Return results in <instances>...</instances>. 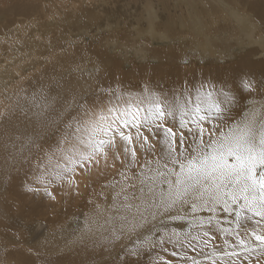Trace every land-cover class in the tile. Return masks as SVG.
Listing matches in <instances>:
<instances>
[{
	"label": "bare ground",
	"instance_id": "6f19581e",
	"mask_svg": "<svg viewBox=\"0 0 264 264\" xmlns=\"http://www.w3.org/2000/svg\"><path fill=\"white\" fill-rule=\"evenodd\" d=\"M260 35H264V0H0V264H121L124 259L136 261V257H125L129 248L140 250L138 264H165L168 259L163 255L169 256L171 264H185V253L199 264L213 260L216 264L229 260L264 264L259 247L245 252L237 240V232L248 239L244 229L251 232L260 219L250 212L244 214L253 217L246 220L250 225L242 222L238 230L212 225V236L220 242L216 248L201 243L203 236L194 228L180 244H157L155 249L145 244L141 249L138 232H129L128 225L139 218L137 205L145 206L141 189L147 192V185L136 178L142 161L129 170L119 160L113 166L111 158L106 162L101 156L98 164H81L72 180L65 177L70 181L67 185H56L57 163L63 175L73 173L69 167L64 171L67 165L57 161L82 160L79 152L88 150V122L101 115L112 119L124 109L135 108L131 101L137 102L141 93L175 106L197 90H215L219 78V88L227 83L245 97L232 110L229 122L241 120L256 98L235 82L247 72L261 87L264 55L256 50L264 48ZM186 60L187 66L182 64ZM210 73L206 77L212 78L208 80L211 88L197 76ZM68 105L70 114L65 113ZM140 107V115L145 111L151 120L149 105ZM71 117L79 123L66 128ZM128 119L129 128L124 130L135 134L131 116ZM41 122L47 126L42 128ZM167 124L177 134L187 132L180 127L178 109L174 120L168 116ZM80 125L84 127L77 132ZM141 132L148 142L140 152L150 159L159 156L165 150L163 131L141 128ZM66 133L78 152L64 142ZM29 135L34 137L32 144L27 143ZM133 144L139 147L135 138ZM149 144L155 152L148 151ZM43 149L52 154L51 159L48 155L40 161L35 151ZM42 174L44 184L37 182ZM107 181L115 183L121 195L112 193L105 186ZM129 192L137 195L130 208L123 203V194ZM185 222L176 220L168 229L161 226L159 232L164 228L161 236L173 228L180 232ZM157 233L150 235L154 242ZM224 252L239 255L223 256Z\"/></svg>",
	"mask_w": 264,
	"mask_h": 264
},
{
	"label": "snow or ice",
	"instance_id": "6c2138e0",
	"mask_svg": "<svg viewBox=\"0 0 264 264\" xmlns=\"http://www.w3.org/2000/svg\"><path fill=\"white\" fill-rule=\"evenodd\" d=\"M260 84L261 88H264V81ZM241 85L249 96L256 91V81L251 77L242 79ZM213 88L215 89V86ZM148 91L147 88L144 90V92ZM238 92L239 89L233 90L225 83L223 87L213 91L201 93L197 90L194 102L190 96H186L185 103L179 104L178 110L180 127H187V132L179 134L163 123L168 116L175 119L177 107L167 101L162 103L159 96L144 95V93L135 98L136 106L131 112L124 109L122 114L112 119L101 115L99 120L88 122L90 125L89 139L86 142L88 151L79 152L81 158L96 164L99 163L98 157L102 156L106 162L111 158L114 162L113 166L115 161L119 160L120 164L129 170L136 169L141 164L137 159L134 138L139 141L140 148H144L148 142V136L141 132V128H146L150 133L153 131L164 133L161 142L165 150L154 159H143V168L136 176L141 184H147V192L141 189L144 193L141 205L145 206L137 205L139 218H134L136 222L128 225V231L138 232L137 240L141 249L145 244L149 249H155L157 244L163 246L166 241L180 244L182 240H187V235L182 236L173 228L153 242L150 235L159 231L157 224L153 222L159 221L160 224H164L166 220H185L189 212L196 213L199 209L215 212L221 207L223 211L231 212L235 210L232 205H236L237 221L242 217L245 219L259 217L260 219L255 221L256 226L264 221V100L253 99L243 118L230 123L229 121L233 119L232 110L240 105L242 99H245L243 95H237ZM144 103L149 105L147 111L151 114V120L148 116L140 115L143 111L140 105ZM189 104L192 105L191 108ZM71 107L68 105L65 113L70 114ZM129 116L135 134L131 130L127 132L124 130L129 128ZM74 123L79 121L71 117L65 127L72 128ZM189 123L195 125V130L188 126ZM40 126L43 128L47 125L41 122ZM83 127L84 125H80L76 131H81ZM69 136L70 133L64 135V142L69 144L74 152H78L77 145L70 143ZM189 136H191L190 140ZM26 140L29 144L34 143V137L31 135ZM58 150L63 151V149ZM148 151L155 152V146L149 144ZM51 155L49 154V159ZM56 178L63 179L59 175ZM37 182L46 183L44 174L37 178ZM29 191L39 192L40 189L29 188ZM44 191L51 195L47 187ZM245 212L252 213L253 217H246ZM204 224L209 226L204 231V236L207 237L212 231V217L206 221L199 220V225L190 224L189 229ZM237 227H240L239 223ZM244 231L247 233L249 229L245 228ZM145 233L149 235L140 240ZM236 236L245 252H252L259 247L261 254H264V227H260L259 230L253 227L248 239L241 237L239 232ZM253 238L259 242L258 245L252 243ZM116 239L119 237L117 236ZM147 254L146 251L145 255ZM173 255L176 253L173 252ZM184 255L185 264L189 261L191 264H199L194 256L188 257L186 253ZM222 255L232 257L238 256L239 253L224 252ZM129 256L136 257V261L124 259L121 260V264H138L140 250L127 249L125 257ZM165 264L171 262L166 261ZM212 264H216V261L213 260ZM225 264H234V262L229 260Z\"/></svg>",
	"mask_w": 264,
	"mask_h": 264
},
{
	"label": "rangeland",
	"instance_id": "374dc122",
	"mask_svg": "<svg viewBox=\"0 0 264 264\" xmlns=\"http://www.w3.org/2000/svg\"><path fill=\"white\" fill-rule=\"evenodd\" d=\"M134 10V9H133ZM163 15V14H162ZM242 19V18H241ZM132 22H133V20H132ZM143 23H146V20L144 19V21H143ZM198 25V24H197ZM242 38H243V40L242 41H244L245 39L244 38H246L245 37V35H242L241 36ZM260 38L261 39H263L264 38V35H260ZM246 41V40H245ZM164 42V41H163ZM163 42L162 43H159V42H155V45L156 46H162V44H163ZM157 43V44H156ZM164 43H166V42H164ZM256 50H257V54H262V55H264V48L263 47H259V46H257L256 47ZM129 53H131V54H133L134 53V51H129ZM191 53V52H190ZM189 56V55H188ZM208 58H205V60H207ZM187 60H189V58L187 57ZM184 61L182 64L183 65H186L187 66V62L188 61ZM191 60V59H190ZM142 61V63L143 62H145L146 63V60L145 59H143V60H141ZM153 61V60H152ZM201 61H203V60H201ZM154 63H156V61L154 60L153 61ZM205 61H203L202 63H204ZM223 62V61H222ZM198 65H199V63H197ZM200 65H207V64H201L200 63ZM127 66H129L128 64H127ZM246 75V77H249V76H253L254 77V75H252V74H249V73H247V72H245V73H243V75ZM255 74V73H254ZM193 75L195 76L196 75V73H193ZM207 75H211V73L210 74H205V75H197L198 77H200L201 79V81H203L204 83H207L208 84V86H209V88H211V84L210 83H212L211 81H212V78L210 77L209 78V76L208 77H206ZM241 76L240 77V79H239V81L238 82H241V80L242 79H244V78H246L245 76ZM256 75V74H255ZM143 77V76H142ZM203 77V78H202ZM252 77V79H254ZM207 79V81L208 80H210L211 79V81H204L203 79ZM256 78V77H255ZM205 79V80H206ZM221 79H219V78H217L216 80H215V83H216V89L217 88H219V86H220V83H219V81H220ZM255 80V79H254ZM255 81H257V79L255 80ZM238 82H235L237 85H239L240 87L242 86L241 85V83H238ZM258 82V81H257ZM257 82H256V91H255V93L252 95L254 98H256V100L255 101H261V100H264V88H261V87H258V84H257ZM139 84H140V82H139ZM152 85H154L153 83H151ZM183 88H184V83H182L180 86H179V91H180V93H182L183 92ZM206 90H207V88H206ZM191 97V100L194 102L195 101V97H196V95L194 94L193 96H190ZM260 97V98H259ZM253 101V100H252ZM132 102V104H133V106H136V102L135 101H131ZM184 103H185V101H184ZM180 103H176L175 104V106L177 107V109H178V105H179ZM192 107V105L191 104H189V108H191ZM245 108H248V105H246L245 106ZM134 109V107H132V109L130 108V109H128L129 110V112H131L132 110ZM144 114H146V112L144 111L143 112V116H144ZM178 114H179V110H178ZM179 117H180V114H179ZM176 119H178L177 117H176ZM167 121H168V117H166L165 118V120L163 121V123L167 126V127H172L171 125H169V124H167ZM189 127H191V125H188ZM193 129H195V125L192 127ZM186 130H187V127L185 128ZM136 147V146H135ZM138 148L139 147H136V149H137V157L140 155L141 157V159L138 157V159H140V161H143V159H145L146 157L140 152L141 151V148H139V150H138ZM50 150H52V148L50 149ZM88 151V150H87ZM87 151H86V153H87ZM49 151L48 150H45V149H43V150H36L35 151V154L38 156V157H40V161H44L45 159H46V156H48L49 155V153H48ZM42 155H44V156H42ZM60 157V155H59V153L58 154H56L55 155V157H54V160L55 161H57V160H59L58 158ZM42 157V158H41ZM58 157V158H57ZM143 158V159H142ZM44 159V160H43ZM147 159H150L149 157H147ZM57 162H61V163H63V164H65V166L66 167H64L65 168V170L64 171H66L67 169L66 168H68L69 167V169H73V173H72V171H71V174H68L69 172H65L64 173V175L62 174V171H63V168H62V166L59 164V163H57V169H58V172L56 173V175L58 176H61V177H63V179H57L56 180V182L58 183H56V185H67V183H70V181L69 180H72L73 178H74V175H75V172L78 170V168L80 167V165L81 164H83L84 162H85V160H81V159H77V160H75L74 158H69L68 159V161H57ZM69 162V163H68ZM82 162V163H81ZM70 166L72 167V168H70ZM82 166V165H81ZM70 171V170H69ZM68 174V175H67ZM73 174V175H72ZM67 175V176H66ZM68 179L69 178V180H67L66 181V178ZM66 182V183H65ZM60 183V184H59ZM145 185H147V184H145ZM55 186V185H54ZM105 186H107L108 187V189H110V191L112 192V193H115V194H119V195H121V192H118V190H117V187H116V185H115V183H109L108 181L105 183ZM52 187V186H51ZM146 191H147V189H145ZM130 194H132V195H134L133 197L130 195V194H128V193H126V194H123L125 197H127V199H125V197H124V200H123V203L125 204V205H131V204H134V203H136L137 202V199H136V197H137V195H135L134 193H131V192H129ZM114 195V194H113ZM111 196V195H110ZM119 198V197H118ZM126 201V202H125ZM130 208V207H129ZM232 208L233 209H235L234 211H231V212H225V211H223L222 210V208L221 207H218L217 208V210L215 211V212H209L207 209H199L196 213H191V212H189L188 213V215H187V218L185 219L186 220V222H185V225H184V227H183V229H181L180 228V232H182L183 233V235H187V237L189 238V234H190V232L195 228V229H197L199 232H200V234L203 236L202 238H201V243H204L205 245H207L209 248H216V246H218L219 245V240L217 239V238H215L214 236H212V235H214V233H213V231L212 232H210L209 233V235L207 236V237H205L204 236V231L205 230H207L208 229V225L207 224H204V225H202V226H195V227H192L191 228V230L189 229V225L190 224H193V223H195L196 225H198L199 223H196V221L195 220H201V219H203V220H207L209 217H212V219H213V224L212 225H218V226H220V227H225V228H227V230H238L239 228L237 227V223H240V225L242 224V222H245L246 223V225H248L249 223L246 221V220H248V219H245V218H241L239 221H237V216H236V210H238V208H237V206L236 205H232ZM253 220V219H252ZM174 222H176V220L175 221H173V220H166L165 221V223L164 224H160L158 221H156V222H153V223H155V224H157V226H158V228H160L161 229V226H166L167 227V229L169 228V227H172V225H173V223ZM177 222H178V220H177ZM199 222V221H198ZM262 224L264 223V221H262L261 222ZM250 225V224H249ZM46 225H44V226H40V232H42V234H43V231L42 230H46ZM198 227V228H197ZM205 227H207V228H205ZM255 227H257V226H255ZM166 228H164L163 229V231H165V230H167ZM257 230H259V226L257 227ZM163 231H161V232H159V233H157V232H154V233H157L159 236H161V233L163 232ZM155 235V234H154ZM246 235L249 237L250 236V231L249 232H247L246 233ZM158 236V237H159ZM200 236V235H199ZM145 238V236L144 237H142L140 240H143ZM150 238H151V240H153V242H154V239L150 236ZM224 240V239H223ZM255 240L253 239V242H254ZM156 242V241H155ZM130 243H133V244H135L132 240L130 241ZM166 244H169L167 241L165 242V245ZM158 246H159V244H158ZM124 248L125 249H127L128 248V246H124ZM198 252V251H197ZM196 252V253H197ZM162 258H164L165 260H167L168 259V261H169V256L168 255H163L162 256ZM153 262V261H152ZM207 264H212V261L211 262H208ZM246 264H249V262L248 263H246Z\"/></svg>",
	"mask_w": 264,
	"mask_h": 264
}]
</instances>
